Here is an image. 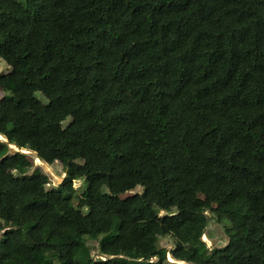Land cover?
<instances>
[{"label": "trees", "instance_id": "1", "mask_svg": "<svg viewBox=\"0 0 264 264\" xmlns=\"http://www.w3.org/2000/svg\"><path fill=\"white\" fill-rule=\"evenodd\" d=\"M0 60V264H264V0H0Z\"/></svg>", "mask_w": 264, "mask_h": 264}, {"label": "rangeland", "instance_id": "2", "mask_svg": "<svg viewBox=\"0 0 264 264\" xmlns=\"http://www.w3.org/2000/svg\"><path fill=\"white\" fill-rule=\"evenodd\" d=\"M20 1L23 2L24 0H20ZM7 70H8V67L6 66V64L2 60H0V72L4 73ZM2 94H3V92L0 90V97L2 96ZM37 97L42 98L43 101H45V99L41 96L40 93L37 94ZM69 120H70L69 117L66 118L63 121V125H66ZM24 160H25V163L27 164L26 168H29V170H28L29 172H32L35 168H40L44 172L48 173L51 176L49 185L56 186V184H58L64 177L63 167L57 161L53 162L52 164H47L44 161L40 162L39 159H37V157H35L32 152L25 154ZM14 174L18 176L19 172L15 171ZM84 183H85V181L83 179H78V180L72 181V188L75 189V194L72 197V203L74 205L76 204V201H77V198H76L77 195H79L82 192V190L84 189V187L86 185ZM134 192H136V190L123 193L120 195V197L126 198L128 196L133 195ZM162 214H164L163 211L159 212V215H162ZM207 214H209L208 211H207ZM213 217L214 216L209 217L210 218L209 223L205 229L204 234L201 236V238H202V240L206 241L208 243V245H210V246L224 245L226 243V237L223 233V227H222L223 225L221 223L216 222L215 218H213ZM165 239L170 242L169 237L166 236ZM162 244L165 247L169 248V244H167L165 240H162ZM86 246L88 249H90L91 256H93V258H97L98 256H97V254H95V250H94V247L96 245L93 243V241L88 240L86 242ZM92 248H93V250H92ZM169 259H171V258H169ZM171 262H173V261H171ZM171 262L166 261L164 264H179L178 262H173V263H171Z\"/></svg>", "mask_w": 264, "mask_h": 264}, {"label": "water", "instance_id": "3", "mask_svg": "<svg viewBox=\"0 0 264 264\" xmlns=\"http://www.w3.org/2000/svg\"><path fill=\"white\" fill-rule=\"evenodd\" d=\"M0 140H2L3 142H6L7 140L5 138H3L2 136H0ZM9 147L10 149H13L14 151H18L20 153H24V154H27V153H30L31 151L29 150H25V149H20L18 148L15 144L13 143H10L9 144ZM39 159V158H38ZM39 161L41 162V160L39 159ZM43 162V161H42Z\"/></svg>", "mask_w": 264, "mask_h": 264}, {"label": "crops", "instance_id": "4", "mask_svg": "<svg viewBox=\"0 0 264 264\" xmlns=\"http://www.w3.org/2000/svg\"><path fill=\"white\" fill-rule=\"evenodd\" d=\"M161 243H162V241H161ZM169 247H170V244H169ZM167 248V247H166ZM170 256V255H169ZM167 261L169 262L170 260L167 258ZM172 261L173 262H178L179 264H191V263H188V262H185V261H177V260H173L172 259ZM171 262V261H170ZM173 262H171V263H173Z\"/></svg>", "mask_w": 264, "mask_h": 264}, {"label": "clouds", "instance_id": "5", "mask_svg": "<svg viewBox=\"0 0 264 264\" xmlns=\"http://www.w3.org/2000/svg\"><path fill=\"white\" fill-rule=\"evenodd\" d=\"M203 241H204V240H203ZM205 243L208 245V243H207L206 241H205ZM208 246H209V245H208ZM169 255H170V254L167 253V256H166V257H167L168 259L171 258V259L175 260L174 258L170 257ZM171 259H169V260L172 261ZM154 260H155V257H154V258L152 257V258L150 259V261H154ZM177 261H179V260H177Z\"/></svg>", "mask_w": 264, "mask_h": 264}, {"label": "bare ground", "instance_id": "6", "mask_svg": "<svg viewBox=\"0 0 264 264\" xmlns=\"http://www.w3.org/2000/svg\"><path fill=\"white\" fill-rule=\"evenodd\" d=\"M38 159V158H37Z\"/></svg>", "mask_w": 264, "mask_h": 264}]
</instances>
